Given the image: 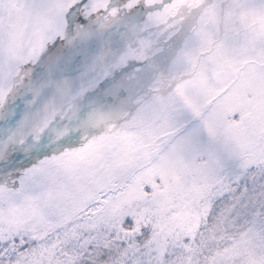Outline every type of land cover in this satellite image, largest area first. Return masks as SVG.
I'll use <instances>...</instances> for the list:
<instances>
[{"label": "snow or ice", "instance_id": "6c2138e0", "mask_svg": "<svg viewBox=\"0 0 264 264\" xmlns=\"http://www.w3.org/2000/svg\"><path fill=\"white\" fill-rule=\"evenodd\" d=\"M0 264H264V0H0Z\"/></svg>", "mask_w": 264, "mask_h": 264}]
</instances>
